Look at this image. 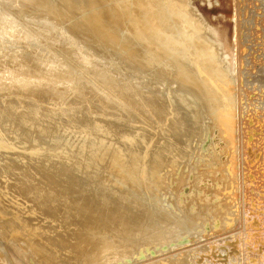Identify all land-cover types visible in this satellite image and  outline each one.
<instances>
[{
  "label": "bare ground",
  "instance_id": "6f19581e",
  "mask_svg": "<svg viewBox=\"0 0 264 264\" xmlns=\"http://www.w3.org/2000/svg\"><path fill=\"white\" fill-rule=\"evenodd\" d=\"M242 6V0H0V123L7 119L9 125L16 110L17 117L22 114L20 121L16 117L22 126L30 127L23 120L30 117L29 122L40 121L38 125L43 120L45 132L54 128L64 131L67 125L76 126L79 133L81 129L88 132L76 146L67 144L71 139L65 143L71 135L55 136V132L49 140L54 143L48 144L40 133L42 136L31 144L33 132H26V127L19 129L30 136V141L26 136L18 142L10 135L11 141L18 142L8 144L10 150L14 146L18 151L35 150L46 144L51 148L46 153L29 152V158L24 156L28 164L23 162L28 166L21 168L18 159L23 160L24 151L18 159L20 154H15L13 160L7 158L8 151L0 149V158L5 155L0 159L1 164L4 162L0 177L7 183L13 178L16 183L20 176L34 179L32 182L47 180L55 188L50 194L59 192L64 203L57 195V200L52 197L55 207L50 205L54 201L39 200L44 199L42 206L48 205H40L48 214L45 219L43 215H26L38 214L32 211L34 200L32 209L27 205L23 214L28 217L24 219L19 218L22 214L16 216L0 207L6 227L20 224L24 233L34 231L40 245L57 242L60 236L63 244L73 241L70 249L76 264L111 263L115 254L146 260L166 256L169 261L179 260V264H264V214H249L248 209L246 215L250 198L246 196V181L253 180L252 172L264 159V151L250 145L262 139L264 125L257 115L246 113L244 96L254 91L246 95L244 85L251 70H241L246 61L241 51L245 36L240 29ZM57 29L67 36L64 48L50 39ZM31 71L41 76L34 77ZM72 75L75 89L78 91L79 79H86L96 88L95 96L102 97V105L86 93L84 86L70 104L64 105L66 92L60 89L59 81ZM258 85L262 87L263 82ZM255 92L252 96L256 98ZM80 113L83 119L78 118ZM5 125H0L2 135L8 131ZM11 126L10 131L14 123ZM71 129L65 131L71 133ZM75 147L77 154L70 153ZM65 158L81 170L73 174L75 166H67ZM34 160L43 166L36 167ZM54 162L66 166L59 168L61 163ZM31 180H24L26 187L20 181L21 188L12 192L20 194L22 187H28L29 194H37L39 190H32ZM78 182L82 185L74 186ZM69 188L83 195L74 193L73 197ZM44 190L43 194L48 192ZM64 190L71 196L67 197ZM21 195L18 202L27 196ZM52 195L44 194L47 200ZM18 197L14 196V201ZM24 200L19 203L27 202ZM148 201H154V206ZM58 203L69 204V212L59 213ZM43 211L40 214H45ZM49 215L60 218L54 221L58 224L55 231ZM47 219L54 232L43 226ZM212 245L220 248L213 249ZM43 253L51 254V250ZM24 259L16 246L0 242V264H24Z\"/></svg>",
  "mask_w": 264,
  "mask_h": 264
},
{
  "label": "rangeland",
  "instance_id": "374dc122",
  "mask_svg": "<svg viewBox=\"0 0 264 264\" xmlns=\"http://www.w3.org/2000/svg\"><path fill=\"white\" fill-rule=\"evenodd\" d=\"M242 3H243V8H242V11H243V16H242V14H241V17H240V24H241V26H240V29L242 30V32H244L245 31V33H242L241 35L242 36H244L243 34H245V36H244V38H242V40L244 41V42H241V44H242V46H241V51H243V53H242V57L243 56H245V57H243V61L244 60H246V61H244L243 62V65L241 66V70L242 71H246V73H248L250 70V72H249V75L248 74H246V76H247V79H248V84L247 85H244V86H247L246 88L244 87V90L245 91H247L248 93H246V95L247 94H249V95H251L252 94V92L254 91H256V90H254V89H260L261 88V90H262V92H261V90L259 91H256L255 93V96H256V98L255 97H253L252 95H254V92H253V94L251 95V96H244V97H246V113L247 114H252V115H254V116H256L257 115V120L258 121H260V125H264V112H262V111H264V106L262 107V105L264 104V96H262L263 94H264V55H262V54H264V13H261V11H263L264 12V1H262V0H242ZM246 3V4H245ZM261 3V4H260ZM258 4H260L261 6H258ZM246 8H245V7ZM245 11H246V14H244L245 13ZM260 12V13H259ZM245 16H247V17H245ZM244 18V19H243ZM243 20H245V21H243ZM246 23V24H245ZM248 23V24H247ZM245 24V26L244 27H242L243 25ZM263 34V35H262ZM66 34H65V32L62 30V29H57L55 32H54V34L50 37V39H53V40H55V44H57V45H59L60 47H65L66 46V44H67V40H66ZM245 37H247V38H245ZM80 44H78V46H79ZM42 49H44V48H42ZM243 49V50H242ZM244 52H246V53H244ZM28 53H29V51H28ZM87 53H88V55H93L92 53V51H90V50H87ZM260 57V58H259ZM261 57H262V59H261ZM246 58V59H245ZM258 59H260V60H258ZM247 60H249V61H247ZM251 60V61H250ZM253 60V61H252ZM261 60H262V62H261ZM259 61V62H258ZM253 62H254V64H253ZM258 62V63H257ZM244 63H246V64H244ZM247 63L249 64V65H247ZM262 65H261V64ZM257 65V66H254V65ZM245 65V66H244ZM253 65V66H252ZM248 66V67H247ZM249 66H250V68H249ZM116 67H118V66H116ZM246 67V68H245ZM255 67V68H254ZM63 68H67L66 66H63ZM244 68V69H243ZM251 68H253V69H251ZM259 69V70H257V69ZM262 68V69H261ZM250 69V70H249ZM256 69V70H255ZM59 70H62L61 68L59 69ZM249 70V71H248ZM262 70V71H261ZM254 71H256V73L254 72ZM38 72V71H37ZM36 72V73H37ZM254 72V73H253ZM259 72H260V74H259ZM31 73V75H35V72H33V71H31L30 72ZM32 73H34V74H32ZM258 73V74H257ZM263 75H262V74ZM39 74V73H38ZM38 74H36L37 76H41V73H40V75H38ZM253 74H255V76H253ZM34 76V77H37V76ZM32 76V78H34ZM245 76V77H246ZM257 76V77H256ZM252 77H253V79L255 80H253L252 79ZM257 79L258 77L259 78H262V80L261 79H255V78ZM251 81H250V80ZM259 81H261L260 83H259ZM262 82H263V85H262V87H261V85H258V84H262ZM59 85H60V89L63 91V93L65 94V92H66V95H65V97H66V101H65V104L64 105H68V104H70L76 97H77V95H78V93H79V91H80V88L82 87V86H84L85 87V89H86V93L88 94V95H91L92 97H95L94 98V101L95 102H98V103H100V105H102L101 104V101H102V97L101 96H95V94H96V88L95 87H93L86 79H79L78 80V91L75 89L76 88V82H75V79H74V75H72V76H69V77H66V78H61L60 79V81H59ZM253 83V84H252ZM254 83H255V86H254ZM258 83V84H257ZM250 84V85H249ZM257 86H258V88H257ZM252 89L253 88V90H250V89ZM72 89H74L72 92H71V90ZM246 89H249V90H246ZM259 92V93H258ZM262 94H261V93ZM259 94L261 95L260 97H261V99H259L258 98V96H259ZM247 97H250V98H247ZM17 100H20L19 98H17V97H15ZM101 98V99H100ZM252 98V99H251ZM248 99H250V100H248ZM253 99H256V100H253ZM254 102H253V101ZM258 100V101H257ZM260 101V102H259ZM255 103V104H254ZM262 103V104H261ZM249 104V105H248ZM253 104V105H252ZM258 104V105H257ZM260 104V105H259ZM87 105V103H85L84 104V106H86ZM254 105H256V106H254ZM254 106V107H253ZM257 106H259V107H257ZM261 107V108H260ZM254 108H256V109H254ZM262 108H263V110H262ZM258 109H260V110H258ZM256 110V111H255ZM258 110V111H257ZM13 111H15V113H16V110H13ZM12 111V112H13ZM248 111V112H247ZM255 112V113H252V112ZM20 112V111H19ZM259 113V115L260 116H258V113ZM9 113H11V112H9ZM14 113V116L13 115H11V117L13 116V117H15V119H12L11 117L9 118V125H7V119H5L4 120V124L2 125L1 123H3L2 121H1V123H0V125L1 126H4L5 124V126H6V129L8 130L7 131V133L4 131V133H3V135H2V133L1 132H3L2 131V128H0V137H2V138H0V140L3 142V137H4V142L2 143L1 141H0V144L2 143V145H0V149L3 151V150H5V152L6 151H8V153H9V155L11 154V152H12V156H9L8 154H6V155H8L7 156V158L9 159V157L11 158V157H13L15 154H20V155H18V156H16L17 157V159L21 156V154H22V156L23 157H21V158H23V160L22 159H18V164H21V166H20V168L21 167H23V165H27L28 164V159L26 160L25 158H24V156L25 157H27V158H29L30 156L29 155H32L33 153H36V154H40L41 152L42 153H46V152H48L49 150V148H51V147H49V145L47 146V144L46 145H44V147L45 148H43L42 146H41V149H39V148H37V149H35V150H32V148L31 149H28L27 151H26V148H22V150H19L18 151V148L17 147H11V149L12 150H10L7 146H8V144H13L14 142H16V141H18L19 142V140H24L25 138H26V136H28V139L26 138V140L28 141L29 140V135H26L25 136V134H26V132H29V133H31V132H33L32 134L34 135V133H35V135L37 134V131L39 132V130H40V132L36 135V137H35V135H34V137L35 138H33V135L32 134H30L31 135V139H32V141H31V144L33 143V139H34V141H35V139H38L37 138V136L38 135H40V133L43 135V139H48V140H45L46 142H49L48 144H51V143H54V142H50L49 140L51 139V137H50V134L51 133H56V135H55V133L53 134V135H55V136H62V135H71V136H67L65 139H66V142L65 143H67L68 142V140H70L67 144H69V146H72V145H80L81 144V141L82 140H84L85 138H87V133L85 132V131H83V129H81L82 130V132H84V133H79L80 131V129L79 130H77V128H76V126L74 127V126H71V127H69L68 125H67V128L68 129H65V130H70L72 127H74V128H72L71 130H73L71 133H70V131L69 132H67V131H63V129L61 130V128H57V130H56V128H54L53 129V131L51 132V133H49L50 131H46L45 132V129L44 130H42L43 128H45V126H44V124H46L43 120L41 121L42 122V124H39V125H43V126H39L38 125V122L40 123V121H37L36 123H37V125H36V123L34 124L33 122H29V119H31L28 115H26V116H28L29 117V119H27V117L25 118V119H23V118H21V119H23L24 120V122H26V121H28L26 124L28 125H30V127H32V125H33V130L31 129L30 131H28V129H30V127H26V125L25 126H22L19 122H17V121H20V116L22 117V114L21 115H19V114H17L18 115V117L16 116V114ZM17 113H18V109H17ZM21 113H23V112H21ZM114 113H118L117 111H114ZM25 114V113H24ZM24 116V115H23ZM19 119H17V118ZM261 117V118H260ZM39 118H43V117H39ZM78 118L79 119H83L84 118V114L83 113H80L79 114V116H78ZM13 121V120H15V122L13 121H11V120ZM16 119H17V121H16ZM263 121H262V120ZM6 121V122H5ZM13 124L14 123V133H13V130H11L10 131V128H13L12 126H11V124ZM15 123H19L18 124V126L16 125V128H15ZM30 123H32V125L30 124ZM22 124H25V123H22ZM28 125V126H29ZM9 127V129H8V127ZM11 126V127H10ZM36 126V128H34ZM19 127H20V129H22L23 127L25 128L26 127V129H24L25 131H23V130H20L19 129ZM37 127H38V129H37ZM3 129L4 130H6L5 129V127H3ZM16 129H18V130H16ZM36 129V130H35ZM74 129H76L75 131L77 132H75L74 131ZM261 129L263 130L264 129V126H262L261 127ZM22 131V133H20V131ZM18 133H20V134H18ZM35 131V132H34ZM42 131H44V133H42ZM56 131H58V134H57V132ZM59 131H62L63 133H61V132H59ZM13 133L14 135H12V134H10V133ZM15 132L19 135V139H18V137L17 136H15V135H17V134H15ZM24 132V133H23ZM61 135H60V134ZM68 133V134H67ZM86 133V135L84 136L83 134H85ZM90 133V132H89ZM260 133H261V136H262V139L261 140H259V141H257V140H255L254 142H252V145H250V147H254L255 149L257 148V149H259V148H261V150H263L264 151V130L261 132L260 131ZM6 134H8V135H6ZM21 134L22 135H24V138L21 136ZM28 134V133H27ZM46 134H48L49 135V138L48 137H46L47 135ZM72 134H75L74 135V138H73V135ZM78 134V135H77ZM80 134V135H79ZM93 134H94V131H93ZM99 134V133H98ZM5 135V136H4ZM10 135L12 136L11 138L12 139H16V141L14 140V141H11L12 139H10ZM42 135H40V136H42ZM44 135H45V138H44ZM76 135H77V137H76ZM83 135V136H82ZM40 136H38L39 138H40ZM81 138H80V137ZM8 137V138H7ZM23 138V139H21V138ZM65 137V136H64ZM69 137V138H68ZM71 137V138H70ZM82 137H84V138H82ZM91 137V136H90ZM88 138V139H91V138ZM94 137V136H93ZM109 137H111V136H109ZM73 138V139H72ZM112 138V137H111ZM110 138V139H111ZM6 139H8L7 141H9V143L8 142H5L6 141ZM41 139H42V137H41ZM79 140L80 141V143L79 142H77V140ZM92 139H95V137L94 138H92ZM98 140H101L100 138H98L97 139V141ZM112 140V139H111ZM11 141V142H10ZM30 141V140H29ZM44 141V142H45ZM18 142H16V143H18ZM43 142V143H44ZM73 142H75L74 144H73ZM5 143H6V145H5ZM95 143H97V142H95ZM4 146V147H3ZM5 146H6V149H5ZM47 146V147H46ZM66 146V145H65ZM68 146V145H67ZM66 146V147H67ZM68 146V147H69ZM248 146V145H247ZM3 147V148H2ZM67 147V148H68ZM13 148L14 149H17L15 152H14V150H13ZM48 148V149H47ZM8 149V150H7ZM43 149H46V151L45 150H43ZM29 150H32V151H29ZM38 150V151H37ZM39 150H41V152L40 153H37V152H39ZM18 151V152H17ZM21 151H24V152H22L21 153ZM27 153H26V152ZM33 151H35V152H33ZM262 151V152H263ZM4 152V153H5ZM29 152H32V154H30ZM14 153V154H13ZM29 153V154H28ZM70 153H74V154H77V148L75 147V151H73V152H70ZM25 154V155H24ZM1 155V154H0ZM4 155V154H3ZM34 155V154H33ZM4 157H5V155H4ZM4 157L2 156L1 158L2 159H4ZM15 157V158H16ZM52 157H54V155H52ZM0 158V159H1ZM79 158V157H78ZM11 159H13L14 160V157L13 158H11ZM30 160V159H29ZM57 160H60V159H56L55 158V161H57ZM5 161V160H4ZM17 161V160H16ZM33 161V160H32ZM65 161V162H64ZM64 163L66 164V162H67V166H69V165H71V161L69 162V160L67 159L66 160V158L64 159ZM3 162V161H2ZM23 162H27V164H24ZM52 162V161H51ZM68 162L70 163V164H68ZM4 163V162H3ZM3 163L1 164V161H0V165H3ZM5 163H7L6 165H8V163L9 162H5ZM29 163H31V162H29ZM33 163H36L35 162V160H34V162ZM33 163H31L32 165H33ZM53 163V162H52ZM52 163H50V164H52ZM57 164L58 162H54V164ZM61 164H62V162H60ZM60 163H58V164H60ZM10 164V163H9ZM31 164H29L30 166H31ZM40 164V162L39 163H36V167L38 166V165ZM43 163H41L40 165L41 166H43L42 165ZM54 164H52V165H54ZM61 164L60 165H58V166H60L59 168H63V166L65 167L66 165L65 164H62V166H61ZM5 165V164H4ZM46 165V164H45ZM48 165V164H47ZM28 166V165H27ZM29 166V167H30ZM72 166V168L75 166V165H71ZM258 167H255V170L252 172V173H254V174H251L252 176L251 177H253V180L251 181V180H249V181H246V183H248L249 184V186L247 185V187H246V196H248V194H249V196H250V198H248V203L250 204V206H249V204H247V210H246V215H248V213L249 214H259V216H262L263 214H264V159L262 160V162L260 163V164H258L257 165ZM0 167H2V166H0ZM45 167V166H44ZM47 167V166H46ZM50 167H53V166H50ZM55 167H57V166H55ZM31 168V167H30ZM33 168V167H32ZM58 168V167H57ZM70 168V167H69ZM72 168H71V170H72ZM76 168V169H75ZM75 168H74V170H72L73 171V174H75L76 172H79L81 169H80V167H76L75 166ZM78 169H80L79 171H76V170H78ZM71 171V172H72ZM74 171H76V172H74ZM8 174V173H7ZM16 173L14 172V175H15ZM77 174H79V175H81V173H77ZM8 175H10V176H7V177H10L11 178V174L9 173ZM14 175H12V176H14ZM19 174H17L16 176H18ZM42 175H43V173H42ZM247 175V174H246ZM5 176V175H4ZM3 176V178H6L7 179V177H4ZM30 176V178L32 177V175H28V177ZM45 176V175H44ZM78 176V175H77ZM15 177V176H14ZM21 178H22V180L23 181H21L18 177V180H17V182L16 183H14L15 182V179L13 178V183H12V181L11 182H8L7 183V181H5V180H3L2 179V177H0V179H2L1 181H3L2 183H1V181H0V186L2 187V188H4L5 186H7L6 188L8 189V192H10L9 190L11 189V194H13L14 196H16V197H18V195L19 196H22L21 194L23 193V195H25V193L27 194V196H25L24 198H25V200L24 201H27V202H23V204L22 203H19L21 200H23L24 198H20L21 200L18 202V200H19V197L17 198V200L16 201H14L15 200V198H14V196H12L10 193L8 194V192H6V190H5V188L4 189H1V187H0V189L2 190V192H3V195H2V193H1V195L2 196H4L6 193H7V195H6V198L4 199L2 196H0V198L2 199H0V204H1V206L0 207H2L3 209H5V210H7V208H8V212H10V213H12V214H14V215H16V216H20L21 214L23 215L22 217L20 216L19 218H21V219H24L25 217H28L29 215V217H31V216H36V218H39L40 217V215H43L42 216V219H45L46 217L45 216H47L48 214H46L45 213V211H43L42 209L44 208V206H48V205H44V203H43V206H42V202L44 201V199L46 200V202L47 201H49L50 203L52 202V201H54V199L55 200H57L58 198L57 197H55L56 195L58 196V193L56 194V192L54 193V190H55V188H54V186L53 185H50V184H48L49 182L46 180V181H44V179H43V181L40 179V178H42V176L40 177L39 176V179L42 181V182H39V181H37V180H35L34 182H32V180H34V179H28L27 180V178L26 177H24V179H23V176H20ZM250 177V176H249ZM33 178V177H32ZM45 178H47L46 176H45ZM36 179H38V178H36ZM7 180H11V179H7ZM24 180H26L27 182L28 181H30L31 180V182H32V184H33V186L32 185H30V183H29V185L30 186H32V190H39L38 191V193H40V187H43V188H45V190L47 191V189H48V195H47V193H45L44 192V194H46V197L47 196H49V198H50V195H52L53 193H54V196L52 195L51 196V199H49L48 198V200L46 199V197L44 196V194H43V188H42V194L40 193V194H38L37 192V194H33V192L35 191H32V194H33V196L31 195V193L29 194V190H26V189H29L28 187L27 188H23V187H26V185H25V182H24ZM54 180H55V178H54ZM18 181L20 182H24V184L23 185H21V182L20 183H18ZM58 181V180H57ZM56 180H55V182H57ZM26 182V183H27ZM7 183V184H6ZM35 183V184H34ZM57 183H59V182H57ZM9 184H11V185H9ZM15 184H17V188L15 187ZM19 184V185H18ZM40 185V187H39V185ZM84 185H86L85 184V182L83 183ZM5 185V186H4ZM23 186L22 187V189L20 190V191H22V192H20V194L19 193H16L17 191L15 190V189H20L21 188V186ZM36 186V188H35V186ZM37 185H38V187L40 188V189H37L38 187H37ZM82 185V183H75L74 184V186H76V187H78V186H81ZM4 186V187H3ZM9 186H10V189H9ZM20 186V187H19ZM15 187V188H14ZM31 188V187H30ZM34 188V189H33ZM52 189H54L53 190V193L52 194H50L52 191H50V190H52ZM70 189V188H69ZM68 189V190H69ZM4 190V191H3ZM24 190H25V192H24ZM44 190V191H45ZM56 190H58V189H56ZM68 190L67 191H65L66 192V196L67 197H70L71 196V194H72V196L73 195H83V194H81L80 192H77L76 190H71L70 189V191H72L71 192V194L68 192ZM12 191H16L15 192V194L12 192ZM50 191V192H49ZM59 191H60V189H59ZM64 191H62V192H60V194H64L63 192ZM5 192V193H4ZM31 192V191H30ZM67 192H68V194H67ZM35 193V192H34ZM75 193V194H74ZM32 196V197H30V200L28 201V199H29V196ZM37 195H39V197H40V199H38L39 197L37 196ZM41 195H42V197H41ZM69 195V196H68ZM62 197L63 196H65V194L64 195H61ZM147 196L149 197L150 196V194L149 193H147ZM9 197H10V199H9ZM12 197L14 198V199H12ZM23 197V196H22ZM28 197V198H27ZM38 197V198H37ZM44 197V199H43V201L42 202H38L39 200H42V198ZM52 197L54 198V199H52ZM58 197H60V196H58ZM74 197V196H73ZM7 198L9 199V201L7 200ZM32 198V199H31ZM35 198V199H34ZM36 198L38 199V200H36ZM57 198V199H56ZM62 199V200H61ZM70 199V198H69ZM4 200V201H3ZM5 200H7V202L8 203H6L5 202ZM34 200V201H36V202H33V204L35 203V205H34V207H33V210L32 211H38V214H36V215H34V214H32L31 212H28V214L26 213V215H28V216H26V215H24L25 214V211H27V205L28 206H30V208L32 209V207L31 206H33V204L31 203L32 201ZM72 200H73V198H72ZM2 201V202H1ZM12 201V202H11ZM58 201H62V203H64L63 201H64V199L63 198H61L60 197V200L58 199ZM6 204H8V205H6L5 206V203ZM10 202V203H9ZM13 202H15V204L13 203ZM22 202V201H21ZM48 202V203H49ZM65 202H69V201H66L65 200ZM150 204H152V206H154L153 204L154 203H151V202H154V201H148ZM3 203V204H2ZM22 204V205H19V204ZM25 203V204H24ZM28 203V204H27ZM36 203H37V205H38V207L35 209V206H36ZM47 203V204H48ZM10 204V205H9ZM16 204H18V206L16 205ZM32 204V205H31ZM54 205V207H55V205H57L56 204V201H54V202H52L50 205ZM149 204V205H150ZM24 205V206H23ZM52 205V206H53ZM58 205H60V203H58ZM63 204H61L60 206H61V210H60V208L58 209V211H59V213H63V214H65V212L67 213V212H69L68 210H70V206L68 207L67 205H69V204H67V203H65L64 204V206L66 205V207L68 208H63L64 206H62ZM5 208H4V207ZM8 206V207H7ZM10 206H12L13 208L11 209V207ZM23 206V207H22ZM16 207H18V208H16ZM21 208V209H20ZM25 208H26V210H25ZM42 208V209H41ZM56 208H57V206H56ZM22 209H23V211H22ZM40 209H41V211H40ZM62 209H63V211H62ZM66 209V210H65ZM248 209H250V211L247 213V211H248ZM17 210H20V211H17ZM57 210V209H56ZM65 210V211H64ZM22 211V212H21ZM42 211L45 213V214H40V213H42ZM17 212V214H15V213ZM24 213V214H23ZM20 214V215H19ZM58 214V213H57ZM56 214V215H57ZM37 215L39 216V217H37ZM45 215V216H44ZM25 216V217H24ZM50 216V215H49ZM48 216V218H51L50 219V223L51 224H53V222L54 221H58L60 218H58L57 220H55L54 218H52V215L49 217ZM63 216V215H62ZM258 216V215H257ZM45 217V218H44ZM32 218V217H31ZM34 218V217H33ZM41 218V217H40ZM52 219H54L53 220V222H52ZM49 219H47L46 221H47V223H46V221H44V224L43 223H41V224H43V226L45 227H50L49 229H50V231L51 232H54L55 231V229L57 230V227L55 226L57 223H55V224H53V226H55L56 228H54L53 226H51V225H49L50 223H49V221H48ZM46 223V224H45ZM49 223V224H48ZM59 223V222H58ZM47 224H48V226H47ZM57 226H58V224H57ZM51 227H53V230H51L52 228ZM0 228H1V233H2V235L0 234V242L1 243H4V244H6V245H14V246H16L17 248H18V250H20L22 253H24V256H25V259L23 260V263L24 264H69V263H71V264H76L75 262H73L74 260L76 261L77 259H74V255H73V252L71 251V249H70V246H71V244L73 243V241H71V240H69L68 242H67V244H63V236H60L61 237V239H58L57 240V242H56V240L55 241H50V242H47L48 244H50V245H44L43 243H41V245L40 244H38V240L36 239V238H34V231L33 232H29V231H27L26 233H24V231H23V229H22V226L20 225V224H17V225H15L14 227H6V223H5V221L2 219V217L0 216ZM236 228H239V225H236ZM46 231V230H45ZM49 231V230H48ZM62 232V231H61ZM44 235H46V234H44ZM46 236H48V235H46ZM49 237V236H48ZM55 237V239H56V236H54ZM212 241V239L211 240H209L208 242H211ZM54 242V243H53ZM56 242V243H55ZM69 245V246H68ZM213 246H215V245H212L211 247H213ZM216 248H220L219 246H215V247H213V249H216ZM46 250H51V254H53V255H51V254H47V253H43L44 251H46ZM180 252H174L173 253V255L174 256H176V257H179L180 256V254H179ZM168 256V255H167ZM136 256L135 255H130V257H129V259L128 258H124V257H122V256H120L119 254H115V257H113L112 259H110V260H114V262H111V263H109V262H107V264H179V260H175V261H169V257H166V256H161V257H159V258H156V259H152V260H149V259H147L146 260V258L145 257H140V258H135Z\"/></svg>",
  "mask_w": 264,
  "mask_h": 264
}]
</instances>
